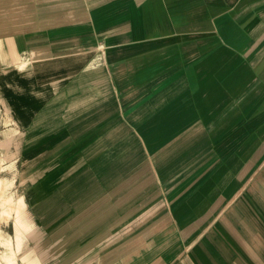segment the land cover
<instances>
[{"label":"crops","instance_id":"1","mask_svg":"<svg viewBox=\"0 0 264 264\" xmlns=\"http://www.w3.org/2000/svg\"><path fill=\"white\" fill-rule=\"evenodd\" d=\"M0 98L50 260L264 264V0H0Z\"/></svg>","mask_w":264,"mask_h":264},{"label":"water","instance_id":"2","mask_svg":"<svg viewBox=\"0 0 264 264\" xmlns=\"http://www.w3.org/2000/svg\"><path fill=\"white\" fill-rule=\"evenodd\" d=\"M8 127L11 130H14V132L16 133V142H15L14 148L18 150L16 161H17V165H18L19 178L21 180V185L19 186L21 189V195L14 200L18 201L21 197L23 198V200L26 204V211H27L30 219L33 221L35 233L26 235L24 242H23V248L20 251H18L17 250V241H16V237H15V212L12 211L13 215H14L13 235L6 236V234L3 232L4 237L10 241L11 248L8 246L6 240H4L3 242L6 244V246L8 248V250L4 251V252L7 253V252H10L11 250H15L16 255H17V264H24V262L22 261V256L26 255V254H32V256L36 259V261L39 262V264H66L67 262H64V261L50 260V258H48V254H49L48 250L42 244V237L44 235L43 230L40 228V226L37 224L36 220L34 219V216L29 209V204H28V202L26 200V196H25V183L27 181V178H26V175H24V170H23L24 165H23V161L21 158V149L19 148V144H20L19 141H20L21 134L16 131L17 129L15 127V121L11 117L10 109H9L8 105L3 100H1V98H0V128L4 129V128H8ZM162 200H163L164 205L168 206L167 198L164 195H162ZM149 217H150L149 214L142 213L140 216L135 218L133 221L129 222L126 226L119 229L113 235L108 237L104 242H102L100 247L104 248V247L112 244L113 242L119 240L120 238H122L128 234H131L139 225L144 223ZM1 231H3V230L1 229ZM189 252H190V250L188 249L183 254V256L180 258L181 264H186V260L188 258ZM89 263H90V260L81 262L80 264H89ZM73 264H77V262H75Z\"/></svg>","mask_w":264,"mask_h":264},{"label":"rangeland","instance_id":"3","mask_svg":"<svg viewBox=\"0 0 264 264\" xmlns=\"http://www.w3.org/2000/svg\"><path fill=\"white\" fill-rule=\"evenodd\" d=\"M15 142H16V133L14 132V130H11L9 127L4 129L0 128V164L2 163L0 165V177L9 181L10 185L6 189V192L8 194H12V196L15 197L14 199L18 198L21 195V189L19 187L21 185V180L19 178L18 165L16 161L18 150L14 148ZM18 201L14 200V205L12 206V211L14 209L15 212V229L17 230H19L17 225L18 209L19 206L21 205L20 199ZM2 216L0 214V228L3 230L6 236L13 235V231H14L13 212L10 213V216L7 217L6 216L2 217ZM17 230H15V237L17 236V232L19 233V231ZM18 236H20V238L18 240V238L16 237V240L18 241L17 250L20 251L22 249L20 233ZM0 249L2 253L1 255L2 257H0L1 264H7V258L9 257L12 259V262H17V255L15 250H11L10 252L5 253L4 251H7L8 248L4 242L0 243Z\"/></svg>","mask_w":264,"mask_h":264},{"label":"bare ground","instance_id":"4","mask_svg":"<svg viewBox=\"0 0 264 264\" xmlns=\"http://www.w3.org/2000/svg\"><path fill=\"white\" fill-rule=\"evenodd\" d=\"M11 47V46H10ZM15 62V61H14ZM5 144V143H4ZM1 145H2V143H1ZM14 156V155H13ZM8 158V157H7ZM11 161V160H10ZM2 164V163H1ZM0 164V165H1ZM8 177V176H7ZM9 181L8 180H6V179H3V178H1L0 177V214H1V216L2 215H4V216H10V213L12 212V206L14 205V197L12 196V194H8L7 192H6V189L9 187ZM21 201V200H20ZM22 202V201H21ZM18 203H19V201H18ZM19 206V205H18ZM15 207V206H14ZM20 207V206H19ZM13 211H14V209H13ZM4 216H2V217H4ZM1 217V218H2ZM1 221H2V219H1ZM15 230H17V229H15ZM17 231H19L20 233H21V231L20 230H17ZM19 235V233L17 232V238H18V240H19V238H20V236H18ZM21 235V234H20ZM4 240H6V242H7V244H8V246L10 247V241L9 240H7L5 237H4V233H3V231H1V229H0V243H2ZM17 241V240H16ZM17 244H18V241H17ZM18 248V247H17ZM2 255V253H1V249H0V257H2L1 256ZM13 257V256H12ZM1 259V258H0ZM15 260H16V257H15ZM14 261V260H13ZM0 264H1V262H0ZM7 264H17V262H12V259L9 257V258H7Z\"/></svg>","mask_w":264,"mask_h":264}]
</instances>
